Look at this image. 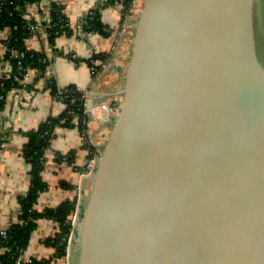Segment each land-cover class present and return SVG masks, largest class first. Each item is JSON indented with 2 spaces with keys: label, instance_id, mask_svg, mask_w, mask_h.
Here are the masks:
<instances>
[{
  "label": "water",
  "instance_id": "1",
  "mask_svg": "<svg viewBox=\"0 0 264 264\" xmlns=\"http://www.w3.org/2000/svg\"><path fill=\"white\" fill-rule=\"evenodd\" d=\"M132 43L67 264H264V0H143Z\"/></svg>",
  "mask_w": 264,
  "mask_h": 264
},
{
  "label": "crops",
  "instance_id": "2",
  "mask_svg": "<svg viewBox=\"0 0 264 264\" xmlns=\"http://www.w3.org/2000/svg\"><path fill=\"white\" fill-rule=\"evenodd\" d=\"M53 3L61 7L63 14L73 23L94 7L104 25L118 30L121 27L120 6L114 0H41L40 3L25 5L24 13L31 19H40V15L47 16L48 6ZM135 11L136 8L132 12L130 27L120 29L117 36L85 31L80 37L62 34L51 41L44 32L37 31L25 39V46L43 52L47 63L43 70H35L27 88L7 93L5 107L0 113V142H5V147L0 146V229L7 228L15 220L20 199L31 184V164L24 153L28 133L49 119L59 117L65 106L57 90L69 86H77L85 93V105L92 101L93 106H106L110 121L101 118V110L97 112L100 119L88 116L86 132L89 140L86 142L77 126L55 127L44 153L42 179L47 187L39 193L35 208L42 211L68 199L85 200L91 178L82 174L80 169L92 152L102 154L110 134L109 124L117 116L122 99L120 91L124 87L132 53L133 26L137 19ZM4 36L5 31L0 30L1 53L5 50ZM70 54H75L78 59H72ZM94 55L105 58H94ZM91 65L98 67L96 74L91 73ZM36 222L23 254L26 259H47L53 254L54 247L44 241L54 236L58 228L55 222L44 217L36 219Z\"/></svg>",
  "mask_w": 264,
  "mask_h": 264
},
{
  "label": "trees",
  "instance_id": "3",
  "mask_svg": "<svg viewBox=\"0 0 264 264\" xmlns=\"http://www.w3.org/2000/svg\"><path fill=\"white\" fill-rule=\"evenodd\" d=\"M41 0H2L0 4V29L8 30V39L4 41L6 48L14 47L16 50H27L24 57L12 58L8 52L0 54L1 59H8L12 66V75L8 79H4L3 86H0V112L5 107L6 94L12 88H22L26 85L21 84L14 76H18V65L23 70L24 68H32L43 70L46 63H43L40 58L45 57L43 52L33 51L25 46V39L31 34L27 29L26 20L21 14L25 5L31 3H40ZM134 0H122L121 17L122 22L126 14L131 12ZM18 7L21 11H18ZM49 16L55 21L58 19L67 20L68 17L63 14L61 7L55 3L50 5ZM33 22V19H30ZM17 26L16 29H13ZM104 25L98 16L97 10H93V15L87 19L85 30L95 31L101 34H111L109 28ZM58 29H60L58 27ZM49 39L52 41L55 37L54 30L50 29ZM60 32V31H59ZM94 58H105L103 55H94ZM92 66V65H91ZM98 69L97 66H92ZM10 73V74H11ZM74 86H69L70 90H57L62 99L68 102L67 96H78V93L73 90ZM72 109L76 115H71L67 112ZM83 101L78 99L72 105L67 103V108L59 115L58 118H51L48 121L40 124L35 131L28 133V143L26 144L24 153L25 157L31 164L30 176L31 184L26 194L20 199V209L17 214V221L13 220L7 227L6 234H0V264H15L16 257L21 254L27 247L31 235L36 228V219L44 217L53 220L57 224L58 232L44 241L48 246L54 247L53 255L47 259L31 258L22 264H61L65 261L67 239L70 234L72 224V216L76 209L77 199L65 200L58 206L46 208L38 211L35 204L40 192L46 189L47 185L42 179L43 166L40 162L44 156V148L50 145V133L54 131L57 125L62 126H77L81 127L83 119ZM41 137L39 145H36L37 138Z\"/></svg>",
  "mask_w": 264,
  "mask_h": 264
},
{
  "label": "built area",
  "instance_id": "4",
  "mask_svg": "<svg viewBox=\"0 0 264 264\" xmlns=\"http://www.w3.org/2000/svg\"><path fill=\"white\" fill-rule=\"evenodd\" d=\"M1 1L2 0H0V4H1ZM114 2L118 6H120V11H121L122 0H114ZM134 3H136L135 0H134ZM49 9H50V5L48 6V9H47L48 10L47 16L40 15V19H37V20L33 19L34 20L33 22L30 21L31 18L27 17L26 14L24 13V10H22L21 14L24 16L25 20L27 21L26 22V26H27V29H29V31H31V33H34V32H37V31H42V32L45 33V35L47 37H49L48 30L53 29L55 37L60 36L62 34H65V35H67L68 37H71V38L72 37H80L81 34L85 33V31H87V30H85V25L87 23V19L91 18V16L93 15V10H95L94 7H90L82 15L81 20H79L76 23H73L69 19L64 20L62 18L55 21L54 19H52L49 16ZM18 11H21V9L19 7H18ZM132 12H133V6H132V9H131V12L129 14H126L123 22H121L120 29L127 28L126 27L127 23H128L127 17ZM121 15H122V13H121ZM136 20H134V21H136ZM58 27L60 29H58ZM16 28H17V26L13 27V29H16ZM120 29L118 30L116 28H109L111 34L114 35V36H117L120 33ZM0 30L5 31V36H4L3 40H2L3 45L5 46V50L2 53L0 52V54L3 55L4 52L6 51V52H8L10 54V56L12 58L24 57L25 52L27 50L26 51L25 50H16L12 46L6 48V45L4 44V41L8 39V30L5 29V28L4 29H0ZM33 51H35V50H33ZM70 57L72 59H74V60L78 59V57L75 54H70ZM40 59H41V61L43 63H47V58L46 57H42ZM93 63H94V60H93ZM18 69H19L18 70L19 71L18 72V76H16V77L14 76V79L16 81L18 80L21 84L26 85V86H24L22 88H12L11 90L27 88L30 85L31 81H32V75L35 74V70H36V69H32V68H24L22 70L21 67H20V63L18 65ZM91 71H92L91 72L92 74H96L98 72L96 68H92ZM11 72H12V66H11V62H10L9 58L8 59H1L0 60V86H3V81L2 80L8 79V78L11 77V75H12ZM64 90H70V89H69V87H66ZM73 90L78 93V96H69V97L67 96L68 102L64 101L63 99H62V101L64 102L65 108H67V103L72 105L78 99H82V101H83V110H82L83 119H82V123H81L82 126L79 127V131H80V133H81V135H82V137L84 139V142H86V141L89 140L88 134L86 132L88 116H91V117L95 118L97 116L98 110L102 111L101 118L103 120L110 121V116H109L108 108L106 106H104V105H102V106H93L92 108H87L86 105L84 104V100L86 98L85 93L80 88H78L77 86L76 87L74 86ZM0 97L2 98L3 96L1 95ZM67 112L70 113L71 115H74V119L76 118V115H75V113H74V111L72 109H68ZM97 118H99V117L97 116ZM53 132L50 133V135H51L50 139L53 136ZM0 146L1 147H5V142L1 141L0 142ZM47 148L48 147L44 148V153H45ZM100 158H101L100 154H94L92 152V156H90V158L86 161V164L81 167L83 169L82 170L80 169V172L82 174H84V175L92 176V174L95 172V170L97 168V165H98V162H99ZM63 159L66 160V157H63ZM40 162H41L42 166L44 167L45 166V157L44 156L41 158ZM43 171H44V168H43L42 172ZM78 202L76 203V209H75L74 215L72 216L73 217L72 220H71L72 228H71L70 234H69L68 239H67V245H68L69 239L71 238L72 234L76 231V228H77V226L79 224V220L76 218V211H77V208H78ZM18 213H19V210H18ZM16 217H17V215H16ZM16 217H15V221H17ZM6 230H7V228L0 229V234L1 235H5L6 234ZM66 254H67V247H66ZM27 260H29V259H26V257L24 256V254L22 252L21 254H19L16 257L15 264H22V263L26 262ZM52 264H56V263L53 262ZM61 264H67L66 257H65V261L63 263H61Z\"/></svg>",
  "mask_w": 264,
  "mask_h": 264
},
{
  "label": "rangeland",
  "instance_id": "5",
  "mask_svg": "<svg viewBox=\"0 0 264 264\" xmlns=\"http://www.w3.org/2000/svg\"><path fill=\"white\" fill-rule=\"evenodd\" d=\"M136 1V3H133V9L134 8H136V10H137V12L135 11V14H137V17L136 18H138V16H139V13H140V11H141V9H142V7H143V0H135ZM132 15H133V13H131L128 17H127V21L129 22V23H127V28L128 27H130V22L132 21ZM126 21V22H127ZM135 24V26H133L134 27V29L136 30V23H137V20L134 22ZM126 29V28H125ZM135 30H134V34H135ZM123 32H124V30H123ZM126 74V73H125ZM114 122V121H113ZM113 122L111 123V124H109V127H110V132H111V128H112V125H113ZM73 218V217H72Z\"/></svg>",
  "mask_w": 264,
  "mask_h": 264
}]
</instances>
